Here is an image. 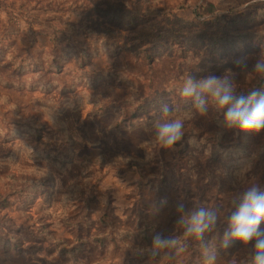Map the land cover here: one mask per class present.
Returning <instances> with one entry per match:
<instances>
[{
    "label": "rangeland",
    "instance_id": "rangeland-1",
    "mask_svg": "<svg viewBox=\"0 0 264 264\" xmlns=\"http://www.w3.org/2000/svg\"><path fill=\"white\" fill-rule=\"evenodd\" d=\"M257 1L0 0V264H68L51 253L56 241L68 245L76 236L95 235L105 213L117 227L142 221L161 231L174 226L178 202L185 211L204 205L221 210L223 230L229 196L241 187L217 180L225 178L220 165H229L227 147L216 162L201 153L217 139L214 109L186 119L184 140L173 149L153 143L160 109L149 128L113 126L131 118L130 101L164 96L163 103L183 109L180 93L168 91L173 82L182 86L188 75L219 76L235 59L250 56L253 62L264 52V19L227 27L218 41L211 37L213 28L183 23L181 6L222 8L231 13L226 21H240L260 8ZM111 11L113 22L106 18ZM80 47L88 55L83 67L75 54ZM257 81L239 75L238 92L250 91ZM241 136L226 131L220 142H239ZM190 137H196L194 144ZM247 139L254 152L247 179L264 183L258 151L264 132ZM56 154L71 163L60 170L52 160H36ZM161 199L167 205L155 214L153 204ZM115 237L104 251L85 248L78 257L87 264H203L201 242L194 239L186 251L164 250L156 260L137 254V238L123 244ZM19 248L23 254L17 257L13 251ZM248 251L218 255L217 264H241Z\"/></svg>",
    "mask_w": 264,
    "mask_h": 264
},
{
    "label": "clouds",
    "instance_id": "clouds-1",
    "mask_svg": "<svg viewBox=\"0 0 264 264\" xmlns=\"http://www.w3.org/2000/svg\"><path fill=\"white\" fill-rule=\"evenodd\" d=\"M239 71L226 69L221 75L210 72L197 79L188 75L180 89V96L186 102L183 109L173 108L167 103L160 106V115L154 122L153 143L162 149H173L185 137V121L195 115L205 116L210 108L217 113L216 121L219 141L226 131L258 135L264 132V91L253 88L247 94L238 92L237 77L247 75L264 81V52L242 56L233 61ZM194 144L195 138L187 141ZM167 205L166 199L153 204L155 214ZM230 211L226 226L220 231L221 210L199 205L185 211L183 202L176 206L175 228L180 234L156 233L151 247L137 249V254L147 252L155 259L164 250H187L190 239L200 241L203 264H217L218 246L228 249L239 243L249 251L241 264H264V183L258 179L237 189L229 196ZM216 233L205 240L206 234Z\"/></svg>",
    "mask_w": 264,
    "mask_h": 264
},
{
    "label": "trees",
    "instance_id": "trees-1",
    "mask_svg": "<svg viewBox=\"0 0 264 264\" xmlns=\"http://www.w3.org/2000/svg\"><path fill=\"white\" fill-rule=\"evenodd\" d=\"M260 8L255 9L254 13H246L243 19H231L230 21L225 20V15L231 14L230 12L224 13L222 8L220 12H207L206 9H198V7L187 11V7L181 6V8L185 9V14L181 17L183 23L190 24L200 29H207L213 28V32L211 37L213 40L220 41L222 39V31L227 27H241L246 23H260L264 19V0L257 1ZM110 11V10H108ZM106 18H109L111 22L116 20V12L111 11ZM144 43V41H142ZM96 43V42H95ZM149 48V47H148ZM153 49V48H152ZM235 50V49H233ZM230 50L225 54L229 56V53L234 52ZM75 54L77 55V64L80 66H84L87 62V49L85 47H80L75 49ZM223 56V55H222ZM231 69L234 71H238L235 64L229 65ZM181 85L178 82H173L169 87V92H179L181 89ZM253 88H259L260 90L264 89V81L256 82ZM244 94H247L244 93ZM164 96H155L152 99L145 101V102H136L130 101L129 104L132 105L130 110V119L124 120L121 122L116 123L113 126V130L116 131H130L140 126H144L145 128H149L152 126L153 121L158 117V110L160 109L161 104L163 103ZM128 104V105H129ZM150 110H155L154 113H150ZM150 113V114H149ZM149 114L148 118L145 119L144 123H141L139 118L143 115ZM218 119V118H217ZM216 119V121H217ZM217 124V123H216ZM247 136L250 134H242L241 140L239 142H234L231 144H224L221 143L220 140H215V143L211 145V147H207V144L203 148H201V153L209 160V162H216L219 159V154L223 147H227L226 154L229 157V165H220V169H222L224 177H219L217 180H222L227 182L231 186L234 187H245L249 182L252 180L247 179L251 175V159L252 154L254 152H250L248 148H250L249 141ZM196 140V137H195ZM201 144L202 141L200 142ZM264 143V139L262 141ZM261 153L260 158L264 159V145H261L258 150ZM36 160H52L53 164L57 166L60 170L66 168L68 164L71 163L69 159H64L63 156L56 154V155H44L39 157L36 155ZM256 175L254 176V178ZM177 217H175L176 221ZM115 217L108 216L106 213L101 216V219L98 220V224L100 227V231L97 232L95 235H91L88 238H83L81 236H76L75 239L71 244L65 245L64 241H56L55 248L52 249L51 253H57L61 261L67 262L68 264H87L84 260L80 259L78 255H81L85 248H89L90 252L94 250H105V244L109 241L112 242L117 235V238L123 244H129V242L133 238L138 239V244L142 245V249H148L151 247L152 238L156 233H164L169 234L172 233L174 235L180 234L179 232H174V226L172 228H164L161 231H158L157 228L153 225L143 224L142 221H136L133 228L130 226L124 227H117L114 223ZM65 221V220H64ZM90 226V222H87ZM175 225V223H174ZM213 236V235H212ZM209 234L205 235V240L211 239ZM242 246L239 243H234L232 247L228 249H224L218 246V255L220 257L226 255L227 257L231 256L233 252L237 248H241ZM175 250V249H172ZM6 253L8 251H5ZM14 254L17 257H20L23 254L21 248L14 250ZM163 252V251H162ZM162 252L155 258L159 260L162 258ZM248 253V252H247ZM247 253L241 258V262L245 260ZM147 256L150 254L147 253ZM152 258V257H151ZM153 259V258H152Z\"/></svg>",
    "mask_w": 264,
    "mask_h": 264
}]
</instances>
